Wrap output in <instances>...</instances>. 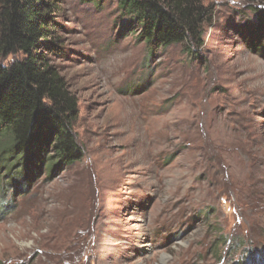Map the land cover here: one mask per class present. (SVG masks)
<instances>
[{
  "label": "rangeland",
  "instance_id": "rangeland-1",
  "mask_svg": "<svg viewBox=\"0 0 264 264\" xmlns=\"http://www.w3.org/2000/svg\"><path fill=\"white\" fill-rule=\"evenodd\" d=\"M205 3L194 57L150 55L116 0H60L84 155L0 169V264H264V47L242 35L264 0Z\"/></svg>",
  "mask_w": 264,
  "mask_h": 264
},
{
  "label": "trees",
  "instance_id": "trees-1",
  "mask_svg": "<svg viewBox=\"0 0 264 264\" xmlns=\"http://www.w3.org/2000/svg\"><path fill=\"white\" fill-rule=\"evenodd\" d=\"M116 4L123 25L135 27L136 41L152 56L158 49L180 45L195 57L203 45L204 26L212 19L205 0ZM59 12L60 0H0V169L10 172L15 167L25 179L33 171L52 175L84 155L74 132L78 100L55 64L64 45ZM255 14L242 35L249 49L262 50L264 38L258 31L264 28V10ZM17 54L21 57L5 62Z\"/></svg>",
  "mask_w": 264,
  "mask_h": 264
}]
</instances>
